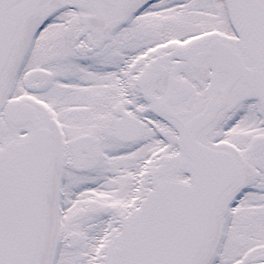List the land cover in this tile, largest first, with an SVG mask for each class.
<instances>
[{
  "label": "snow or ice",
  "instance_id": "6c2138e0",
  "mask_svg": "<svg viewBox=\"0 0 264 264\" xmlns=\"http://www.w3.org/2000/svg\"><path fill=\"white\" fill-rule=\"evenodd\" d=\"M0 264H264V0H0Z\"/></svg>",
  "mask_w": 264,
  "mask_h": 264
}]
</instances>
